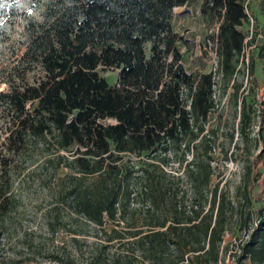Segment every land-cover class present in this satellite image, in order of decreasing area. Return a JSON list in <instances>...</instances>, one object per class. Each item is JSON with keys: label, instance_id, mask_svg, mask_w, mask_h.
<instances>
[{"label": "trees", "instance_id": "obj_1", "mask_svg": "<svg viewBox=\"0 0 264 264\" xmlns=\"http://www.w3.org/2000/svg\"><path fill=\"white\" fill-rule=\"evenodd\" d=\"M187 0H45L40 19L23 0H0V38L23 19L24 49L0 71V220L16 209V175L34 169L71 171L62 204L66 229L79 245L59 264H217L237 203L212 183L215 106L211 71H188L174 30V8ZM217 22L223 88L233 81L246 44L240 26L246 0H202ZM117 70L114 83L98 67ZM253 74V62L250 63ZM36 71L32 81L29 73ZM238 99H236V102ZM240 125L249 117L241 98ZM258 135L264 141V126ZM244 201L250 204L248 195ZM250 218V217H249ZM51 230L67 222L55 217ZM247 229L237 261L264 264V206ZM57 222L56 227H54ZM5 257L0 264H23Z\"/></svg>", "mask_w": 264, "mask_h": 264}, {"label": "rangeland", "instance_id": "obj_2", "mask_svg": "<svg viewBox=\"0 0 264 264\" xmlns=\"http://www.w3.org/2000/svg\"><path fill=\"white\" fill-rule=\"evenodd\" d=\"M45 0H23L29 14L40 19ZM202 0H187L174 8L172 25L181 36L178 47L183 56V65L188 71H211L214 79L215 106L209 115L207 128L215 131V172L212 183H218L232 200L237 203L238 215L250 213L242 220L236 219L223 235L221 255L217 264H253L248 258L237 261L240 245L247 238V229L255 225L256 213L264 206V141L258 135L259 126H264V0H246L248 20L240 26L246 34L243 56L234 75V82L240 84L237 97L233 81L226 89L218 73L217 57L212 37L217 31V22L201 12ZM24 20L18 19L9 34L0 38V71L9 69L24 49ZM253 62V74L250 63ZM99 73L114 83L117 70L112 67H98ZM36 71L29 73L32 81ZM1 79V74H0ZM5 88L0 81V89ZM246 94V112L249 117L240 125L241 98ZM236 99L238 101L236 102ZM6 123L0 119V142L5 136ZM35 161L25 171L16 175L13 192L18 199L16 209L0 220V260L5 257L23 259V264H59L53 255L63 260L72 259L78 244L66 229H80L91 235L92 227L84 222L75 226L73 210L62 204V184L71 171L60 167L53 175L50 169H34ZM250 198V204L244 201ZM64 218L63 225L51 230L55 217ZM56 227V224H54Z\"/></svg>", "mask_w": 264, "mask_h": 264}]
</instances>
